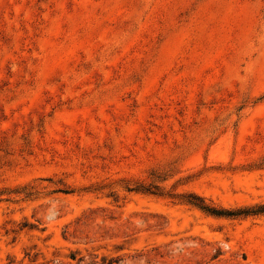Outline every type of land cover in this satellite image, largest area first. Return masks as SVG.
Listing matches in <instances>:
<instances>
[{
    "label": "rangeland",
    "instance_id": "1",
    "mask_svg": "<svg viewBox=\"0 0 264 264\" xmlns=\"http://www.w3.org/2000/svg\"><path fill=\"white\" fill-rule=\"evenodd\" d=\"M259 205L264 0H0V264H264Z\"/></svg>",
    "mask_w": 264,
    "mask_h": 264
},
{
    "label": "trees",
    "instance_id": "2",
    "mask_svg": "<svg viewBox=\"0 0 264 264\" xmlns=\"http://www.w3.org/2000/svg\"><path fill=\"white\" fill-rule=\"evenodd\" d=\"M190 203L194 204L195 206H197L198 208L202 209L205 212H208L209 214L212 215H219L221 213H219L218 211H215L214 209H211L209 207H207L206 205L203 204H197V203H193L190 201ZM229 214H237V215H258V214H264V205H259V206H254V207H250V208H246V209H242L240 210L238 213H229Z\"/></svg>",
    "mask_w": 264,
    "mask_h": 264
}]
</instances>
